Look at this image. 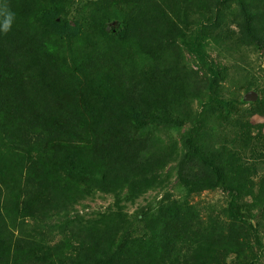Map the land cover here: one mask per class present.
Masks as SVG:
<instances>
[{
	"label": "trees",
	"instance_id": "1",
	"mask_svg": "<svg viewBox=\"0 0 264 264\" xmlns=\"http://www.w3.org/2000/svg\"><path fill=\"white\" fill-rule=\"evenodd\" d=\"M3 7L15 22L0 33V264H253L264 102L239 116L221 62L264 52V0ZM171 178L187 195L224 192L227 207L165 193L127 212ZM95 194L113 208L78 216Z\"/></svg>",
	"mask_w": 264,
	"mask_h": 264
},
{
	"label": "rangeland",
	"instance_id": "2",
	"mask_svg": "<svg viewBox=\"0 0 264 264\" xmlns=\"http://www.w3.org/2000/svg\"><path fill=\"white\" fill-rule=\"evenodd\" d=\"M92 1L95 2L96 0H82L84 5H88ZM212 58H215L214 54H212ZM192 61H190V64L193 63ZM221 63L226 66L227 76L226 81L221 85L223 88L220 90V93L224 100L235 103L234 109L237 114L246 119L252 113L254 114L258 111L260 105L264 102V52L259 48L256 50L255 47L244 46L239 48V53L231 61H222ZM262 122V118L253 117V123L260 124ZM171 135L174 138L178 137V133L176 132L171 133ZM262 173H264V166H257L256 174L261 175ZM166 189L163 193L149 191L134 206L126 204L127 212L132 214L138 208L152 207L165 193L176 200L185 201L189 204L204 205L205 203H210L216 210L227 207L228 198L220 190L205 191L198 195H187L173 178L170 179V183ZM113 204L114 201L110 196L95 194L87 198L80 206H77L76 212L80 217L93 218L97 214L105 213L107 210L113 208ZM65 221H68V219L63 218L56 224H62ZM257 224L259 225L258 228ZM251 226L256 229V232H254L255 234L252 231L249 232L254 236L250 238L249 247L251 248V252H249L248 256L249 258H253V264H264V219L260 213L255 211L252 214ZM23 233L27 234L28 228H23L21 234L16 230L14 238L24 236Z\"/></svg>",
	"mask_w": 264,
	"mask_h": 264
},
{
	"label": "clouds",
	"instance_id": "3",
	"mask_svg": "<svg viewBox=\"0 0 264 264\" xmlns=\"http://www.w3.org/2000/svg\"><path fill=\"white\" fill-rule=\"evenodd\" d=\"M15 22V13L9 8H0V33L7 34L11 31Z\"/></svg>",
	"mask_w": 264,
	"mask_h": 264
}]
</instances>
